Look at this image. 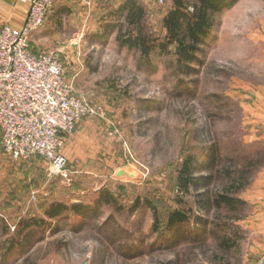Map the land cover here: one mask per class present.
Masks as SVG:
<instances>
[{
	"label": "rangeland",
	"instance_id": "rangeland-1",
	"mask_svg": "<svg viewBox=\"0 0 264 264\" xmlns=\"http://www.w3.org/2000/svg\"><path fill=\"white\" fill-rule=\"evenodd\" d=\"M125 1L103 2L99 29L76 5L32 36L33 50L56 52L66 79L99 108L70 135L90 121L83 141L96 134L93 151L99 153L94 163L79 167L81 132L80 144L70 147L74 159L66 153L67 167L76 172L69 182L42 157L15 160L0 148V264H255L259 257L250 249L257 238L239 227L240 203L230 211L212 200L243 176L244 193L264 166L258 139L264 133V0H237L217 14L190 67L178 63L177 45L164 28L173 1L140 0L146 14L135 26L124 14L118 22ZM113 23L118 27L107 30ZM129 29L149 36L148 55L120 43L118 35ZM213 147L220 155L216 166L208 160ZM188 155L194 183L182 174ZM249 157L262 165L247 175ZM217 166L225 167L221 176ZM106 189L117 198L99 205ZM138 197L142 207L132 210ZM147 198L156 211L144 206ZM52 202L88 208L79 217L68 210L50 219L44 209ZM173 210L187 219L169 227ZM33 217L44 218L42 225L20 232V223ZM25 233L33 237L22 243ZM12 238L17 243L10 244Z\"/></svg>",
	"mask_w": 264,
	"mask_h": 264
},
{
	"label": "built area",
	"instance_id": "built-area-1",
	"mask_svg": "<svg viewBox=\"0 0 264 264\" xmlns=\"http://www.w3.org/2000/svg\"><path fill=\"white\" fill-rule=\"evenodd\" d=\"M57 0H30L20 30L0 25V148L15 160L42 157L52 173L71 181L62 149L78 122L98 114L66 79L54 51H35V32L46 27ZM90 15V11H88Z\"/></svg>",
	"mask_w": 264,
	"mask_h": 264
},
{
	"label": "trees",
	"instance_id": "trees-1",
	"mask_svg": "<svg viewBox=\"0 0 264 264\" xmlns=\"http://www.w3.org/2000/svg\"><path fill=\"white\" fill-rule=\"evenodd\" d=\"M140 0H126L121 6L118 8L119 15L116 14L118 17V22L122 20L123 14L125 15V21L128 23V26H135L139 24L145 14V8L142 4L139 2ZM173 1V8L168 12V14L164 17V28L167 33V38L169 40V43H175L177 45V55H180V58H178V63L181 65H189L197 61V52L200 51V44L204 43L206 41L207 37L210 36L211 31L213 29V26L215 24V17L217 14L222 13L227 8H230L232 4H234L237 0H172ZM117 13V12H116ZM116 23V22H114ZM109 24L107 26L108 29H114L117 28V24ZM122 29V25H120ZM133 29V28H132ZM129 29L128 34H119L118 40L120 43L124 46H128L129 48H138L142 51V53L148 55L151 52V46H148L149 43V36L145 33L143 29H138L136 34L134 30ZM163 48H166V44L161 45ZM187 63V64H186ZM218 150L217 148L211 149L210 156L208 157V160L210 164L216 166V163L218 162L219 158ZM193 162V155H188L187 158L182 163V174H190L191 176L187 177L186 182L194 183L195 178L192 175V169H190V165ZM258 161L255 157H249L244 161V167L247 169H250L248 173L251 174L252 170L254 169L255 165H257ZM220 164V163H219ZM262 165V164H261ZM213 167V166H212ZM210 167V168H212ZM218 168V166H217ZM217 170V169H216ZM224 168H218L217 173L218 175H222ZM225 172H229V170H226ZM244 173V174H245ZM206 177L205 179L208 180ZM245 181V183H244ZM243 183V184H242ZM244 184L247 185L246 179L243 176L241 179V182H238L236 184L235 181L231 180L229 181V184L224 186L223 190L220 192H217L215 196L213 197V204L218 206H223L227 210H232L233 208L236 209V206L240 203V215L237 217L240 220L243 217H245V211H246V205H248L247 201L243 197V193H239V190ZM186 185V183H185ZM248 186V185H247ZM247 186H244L243 189H246ZM237 192V193H236ZM117 198L116 195H114L110 190L106 189L103 192V196L99 197L98 204H110L111 202L115 201ZM209 200V199H208ZM210 200V204H212ZM246 208L244 209L243 206ZM133 206L135 210L137 208L142 207L141 198L138 197L134 202ZM131 206V208L133 207ZM144 206L151 207L157 210V207L152 203L151 200L148 198L144 202ZM88 207H85V205L82 204H66L63 202H52L46 209H44L45 214L50 219H58L62 216H64V213L66 211H73L74 217L82 216V214L85 215V212L87 211ZM157 215V220L159 221V216ZM66 217L71 218V215ZM43 219H37L35 217L29 218V220H24L20 223V232H25L26 229H29L32 224L38 226L43 222ZM187 219V216L184 212L180 210H173L168 215V226L171 227L176 224H181L185 222ZM42 225V224H41ZM19 226V225H18ZM16 237V236H15ZM33 237L29 234L24 235V237L21 239L22 243H26L30 241V238ZM18 240V239H16ZM224 242H227V239L224 240ZM9 243H17L15 239L12 238ZM10 244L8 246H10ZM23 245V244H22Z\"/></svg>",
	"mask_w": 264,
	"mask_h": 264
},
{
	"label": "crops",
	"instance_id": "crops-1",
	"mask_svg": "<svg viewBox=\"0 0 264 264\" xmlns=\"http://www.w3.org/2000/svg\"><path fill=\"white\" fill-rule=\"evenodd\" d=\"M104 1L105 0H57L50 13V18H53L55 15H61L66 11L69 12L73 10L76 5H81L85 8V11H87L85 13L86 16L92 17L89 22L90 27L93 26V29H99L102 25L101 23L105 19L104 14H102L104 10ZM29 6L30 0H0V25L4 20H7L13 29L20 30L24 25ZM88 11H90V15H88ZM97 15L99 16L97 17ZM89 122L90 121H82L79 126L80 130L77 131L76 135L74 134L66 138L62 152L65 156L70 155L69 159H74L70 154V147L80 144L81 132L84 134L81 137L83 141L86 132L90 131L92 124ZM262 125L264 130V122ZM257 138L258 137H256V139ZM258 139L264 143V133L260 135ZM96 140V134L91 133L88 139L83 141V146L78 148L77 156L81 158L79 167H87L94 163L99 153L97 150L93 151L95 146L94 141ZM88 151L89 154H87ZM243 197L248 202L247 204H249L250 212L240 220L239 227L251 232V234L253 233L255 238H257V247L255 250L250 249V254L254 252V257H259V260L255 264H264V166L261 167L258 179L253 183L251 188L245 190Z\"/></svg>",
	"mask_w": 264,
	"mask_h": 264
}]
</instances>
